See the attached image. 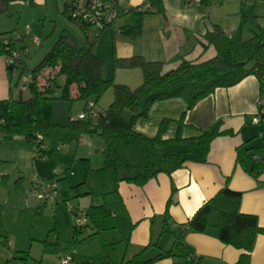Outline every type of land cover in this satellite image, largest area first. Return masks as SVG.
Wrapping results in <instances>:
<instances>
[{
  "label": "crops",
  "instance_id": "0c3cea01",
  "mask_svg": "<svg viewBox=\"0 0 264 264\" xmlns=\"http://www.w3.org/2000/svg\"><path fill=\"white\" fill-rule=\"evenodd\" d=\"M257 1L252 0L249 5L252 21L261 19L254 11ZM248 2L201 0L198 4L186 5L185 0H117L118 16L114 27L101 31L94 43L95 54L105 67V78L129 88L139 86L142 73L138 67H114L115 60L133 56L161 62L163 72L176 68L182 59L198 63L212 58L216 51L205 34L219 26L227 36L233 35L239 13L242 20L249 17ZM140 6L144 8L141 33L128 40L121 28L131 23L133 9ZM253 30L250 29V36ZM234 75L229 71L211 74L210 78L228 80ZM9 92L14 95L5 58L0 56V100L7 98ZM103 97L108 104L112 102L111 88L103 93L100 101ZM261 98L264 94L260 93L259 82L255 75L249 74L233 85L216 87L191 109L186 108L182 98L152 103L147 116L135 121L133 131L152 138L157 134L160 122L166 120L161 140L168 141V145L164 149L157 146L150 153L152 170H159L143 184L125 178L142 163L143 156L149 152L147 144L125 148L118 165L113 157L106 158L105 142L97 133L82 135L76 142L58 143L55 158H42L33 156L31 143L23 136L0 132V162H13L16 169L13 173V168L0 169V264H31V261L50 264V258L59 248L58 238L51 246L43 245L36 262L31 248L40 240L32 237L31 224L20 223L15 216L22 211L31 213V209H42V205L44 210L53 207L54 218L61 211V217L68 220L67 211L64 212L60 204L62 199H72L71 206L85 211L91 206H102L107 211L106 216L91 220L88 237L84 238L87 234L76 235L79 240L87 239L85 249L81 248L86 244L84 242L74 251L60 256H71L72 264H84L83 260L99 255H105L111 262H119L142 250L143 259L154 257L172 245V225L185 223L224 185L241 193L240 212L255 215L259 226L264 227V173L254 179L235 161L236 148L243 141H248L254 157L264 158V121L251 123ZM77 114L71 117L76 118ZM123 116L128 120L130 113L125 111ZM52 117L59 120L53 110ZM215 124L223 133L213 137L208 149L202 151L195 139ZM44 143L48 151L50 142H45L44 138ZM76 144L73 157L69 159L61 148L69 145L71 152V147ZM76 172L81 179L75 177ZM44 179L56 182L59 201L29 206L27 193L31 194L35 184ZM56 226L55 221L52 229ZM71 231L70 237L74 238L73 227ZM57 234L59 236L60 231ZM105 235H108L107 239ZM185 241L200 257L198 264H237L242 253L247 255L246 264H264V234H257L249 252L222 243L216 230L211 228L203 233H188ZM151 264L191 263L164 258Z\"/></svg>",
  "mask_w": 264,
  "mask_h": 264
},
{
  "label": "trees",
  "instance_id": "16d2710c",
  "mask_svg": "<svg viewBox=\"0 0 264 264\" xmlns=\"http://www.w3.org/2000/svg\"><path fill=\"white\" fill-rule=\"evenodd\" d=\"M16 1L19 0H0V12L5 11L9 3ZM57 1L61 5V13L67 19L76 22L84 32L88 45L79 46L77 39L70 32L62 30L50 50L36 67L28 72L29 78L26 84L28 97L24 98L21 94L14 96L9 92L7 98L0 100V132L23 136L30 143L34 141L36 134H41L51 145L48 151L43 152L44 158L48 156L55 158L58 143L76 142L82 135L95 133L105 142L106 158L113 157L118 165L121 164L120 158L125 148L134 147L138 143L147 144L149 152L143 156L142 163L125 178L143 184L159 170H152L150 153L157 146L164 149L168 145V141L161 140L166 120L160 122L157 134L152 138L133 131L135 121L147 116V110L152 103L170 98H182L186 102V108L191 109L196 102L212 93L216 87L233 85L249 74L255 75L259 82L260 93L264 94V28L258 27L252 31L250 37L243 40L240 34L241 27L236 34L227 36L219 26H215L211 32L205 34L216 51L212 58L198 63L182 59L176 68L165 72L162 71L161 62L146 61L139 56L127 60H115L114 67H138L141 70V84L129 88L115 83L113 79L105 78L104 64L94 51V43L99 33L105 28H113L117 17L114 22L106 24L101 29H95L91 22L68 15V11L73 9L79 0ZM115 2L118 12L117 0ZM143 13L144 8L141 6L133 9L131 23L121 28V33L126 39L132 40L140 35ZM89 28L95 30L93 36L88 34ZM19 39L21 40V36L13 38L11 32L0 31V56L5 58L13 52L26 54L27 52H24L27 49L26 45L16 44ZM22 55L17 63L6 65L9 79L14 67L19 68L20 71L26 70ZM229 71L235 73L231 79L210 78L211 74ZM58 77L63 78L61 85L56 82ZM109 88L113 91V100L105 110L97 111L99 118L94 127H91L88 118L67 117L60 121L52 117L54 101L81 100L84 109L86 103L92 101L96 107L98 100ZM125 111L130 113L128 120L124 119ZM220 133L223 132L218 131V124H215L211 129L202 131L195 139V143L202 151H206L213 137ZM235 161L254 179L264 173V158L252 155L248 141H243L236 148ZM240 199V192L224 185L210 199L202 203L185 223L172 225V245L167 250H160L152 258L143 259L142 250L131 258L119 262H111L105 255L88 258L82 262L84 264H151L160 259L171 258L198 264L200 257L196 256L193 248L186 243L185 236L188 233H203L210 228L216 230L217 238L222 243L249 252L257 234H264V227L259 226L255 215L240 212ZM86 212L89 230L92 219L107 215V211L102 206H91ZM167 221L165 216V223ZM73 228L75 232L81 231L74 225ZM89 234L90 231L84 238ZM80 240L75 236L74 241ZM246 261L247 255L242 253L237 264H246Z\"/></svg>",
  "mask_w": 264,
  "mask_h": 264
},
{
  "label": "rangeland",
  "instance_id": "374dc122",
  "mask_svg": "<svg viewBox=\"0 0 264 264\" xmlns=\"http://www.w3.org/2000/svg\"><path fill=\"white\" fill-rule=\"evenodd\" d=\"M251 1L252 0H249L246 6V10L249 16L248 19L242 20V14L240 15L239 13V21L237 22V25L235 26L233 32V34H236L238 32V28L241 27L240 34L243 40L250 37V29L256 30L258 29V26L264 28V21H262V19H264V16H262L264 15V2H262V0H258L256 2L254 11L256 12V15H259V17H261V19H258L257 21H252L253 17H251L249 7ZM61 9V5L58 3L57 0H19L16 2L9 3L7 5L6 10L0 12V31L11 32L13 38L21 36V40H17L16 44L19 46L25 44L27 47V53L22 55V61L26 66V70L20 71L19 68L14 67L11 72V88L14 92V95L17 96L21 94V96L24 98L28 97L29 93L26 87L29 78L28 72L35 68L36 65L44 57V55L50 50L53 43L56 41L58 34L62 30H67L68 32H70L77 39L79 46L88 45L84 32L80 29L76 22L67 19V17L61 13ZM225 30L227 31V28ZM94 33L95 30L93 28H89L88 34L93 36ZM32 38H37L39 40V43H33L31 40ZM56 82L58 85H61L63 82V78L58 77L56 79ZM100 99L96 103V111L103 110L101 105L103 107L106 106L107 108L110 104L105 101V97H103L101 101ZM52 110L55 115H58V119L62 121L67 117H71L72 115L77 114V111H83L84 104L81 100L77 99H73L70 101L56 100L54 101ZM45 142H49V140L45 138ZM77 146L78 144L73 145L71 147V152L68 149L69 145H65L61 149L63 151V154H65V156L71 159L74 154V149ZM76 161H80L78 156ZM4 167L6 169L13 168V170H11V173L16 170L14 163L10 161L0 162L1 171H3ZM75 177L77 179H81V175H79V172H76ZM32 180L33 182H35L36 179H34L32 176ZM27 194H29V206L33 207L34 203L38 205H41L43 203L35 198L34 188L31 191V194ZM70 200L68 199L66 201H68L70 205H73ZM60 204L64 208V212H66L67 210L63 202H61ZM41 208L42 209H37L36 211L31 209V213L22 211L15 217L16 220L20 223L22 222L23 224H31V235H33L32 237H37L40 240V242L33 243V248H31V255L35 257L33 260H36V262L40 259L39 256L42 252L41 249L43 245L44 247L46 246V244L51 246V243H56V237L58 238L57 242L59 248L56 254H54L55 256L50 258V264H59V259L61 258L60 256H62V254L67 251H74V249H76L77 247L79 248L81 246V243H86L87 239L74 241V238L77 234L86 235L87 232L84 230H81L79 232L74 231V238H71L70 231L73 227V222L68 212H66V217L68 219L66 220L65 218L61 217V211L58 212V215L56 216V218H54L55 216L53 215L54 212L52 210V206L50 207L52 208L51 210H44L42 205ZM55 221L57 226L53 230L52 226ZM57 231H60L59 236L57 234ZM48 235V240L44 241V239ZM107 237L108 235H105L106 239ZM93 240L95 242V239ZM85 246H87V243L83 244V247L81 248L85 249ZM47 262L48 261H46V263ZM31 264L38 263H35V261H31Z\"/></svg>",
  "mask_w": 264,
  "mask_h": 264
},
{
  "label": "built area",
  "instance_id": "2783aa9c",
  "mask_svg": "<svg viewBox=\"0 0 264 264\" xmlns=\"http://www.w3.org/2000/svg\"><path fill=\"white\" fill-rule=\"evenodd\" d=\"M201 0H185L186 5L198 4ZM264 2V0H262ZM115 0H79L76 2L73 9L68 11V15L72 18H79L91 22V25L95 29H101L106 24L114 22L117 17V9ZM18 38V36H17ZM33 43L38 44L37 38L31 39ZM27 52V49L24 50ZM21 53L13 52L11 55L5 57V64H15L21 58ZM77 119L88 118L91 121V127L96 124L99 113L95 109V105L92 101H88L85 105V109L80 111ZM264 121V98L259 99L255 113L251 118L252 124H258ZM1 123V121H0ZM31 149L34 157H42L43 152L47 150V146L44 143V137L41 134H36L34 141L31 143ZM35 198L43 203L59 201V192L57 184L53 179H47L45 181L35 184L34 187ZM64 206L73 222V225L79 229L84 230L87 233L90 231L88 227V215L83 209L71 206L68 201L62 199ZM73 258L66 256L59 260V264H72Z\"/></svg>",
  "mask_w": 264,
  "mask_h": 264
}]
</instances>
